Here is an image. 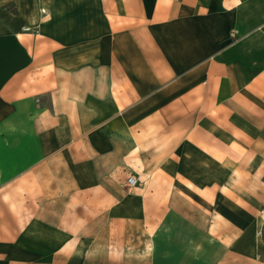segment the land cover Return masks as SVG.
<instances>
[{
  "label": "crops",
  "instance_id": "crops-1",
  "mask_svg": "<svg viewBox=\"0 0 264 264\" xmlns=\"http://www.w3.org/2000/svg\"><path fill=\"white\" fill-rule=\"evenodd\" d=\"M0 264H264V0H0Z\"/></svg>",
  "mask_w": 264,
  "mask_h": 264
},
{
  "label": "built area",
  "instance_id": "built-area-1",
  "mask_svg": "<svg viewBox=\"0 0 264 264\" xmlns=\"http://www.w3.org/2000/svg\"><path fill=\"white\" fill-rule=\"evenodd\" d=\"M30 30V28H28V27H26L25 29H24V31H29ZM137 180L134 178V177H132V176H129L127 179H126V183H125V186L128 188V189H131V188H133V187H135L136 185H137Z\"/></svg>",
  "mask_w": 264,
  "mask_h": 264
}]
</instances>
